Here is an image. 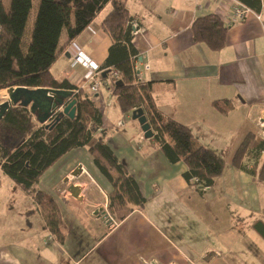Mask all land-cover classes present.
<instances>
[{
	"label": "crops",
	"instance_id": "crops-1",
	"mask_svg": "<svg viewBox=\"0 0 264 264\" xmlns=\"http://www.w3.org/2000/svg\"><path fill=\"white\" fill-rule=\"evenodd\" d=\"M123 1L139 25L133 40L139 52L137 70L144 82H153L158 108L221 154L226 167L211 187L200 191L186 179V164L169 162L155 133L145 136L133 111L120 110L109 92H92L94 70L76 57L99 68L104 63L112 43L101 25L111 9L107 4L51 71L93 98L103 113L96 134L137 179L146 203L110 225L105 218L112 185L85 147L72 149L38 181L60 206L66 240L59 243L34 198L11 178V191L0 179V264H264V238L253 226L264 222V180L259 168L251 173L233 164L247 133L264 137V0L259 13L250 11L238 22H231L238 0ZM209 13L221 16L228 26L227 43L219 51L193 39L192 22ZM64 33L60 46L67 38ZM226 99L235 107L222 114L213 101ZM34 120L39 123L36 115ZM79 167L85 169L80 178L87 172L97 184L88 196L81 194L83 203L73 198L72 183L65 177ZM63 183L69 184V193Z\"/></svg>",
	"mask_w": 264,
	"mask_h": 264
},
{
	"label": "trees",
	"instance_id": "trees-1",
	"mask_svg": "<svg viewBox=\"0 0 264 264\" xmlns=\"http://www.w3.org/2000/svg\"><path fill=\"white\" fill-rule=\"evenodd\" d=\"M238 1L257 13L262 9V0ZM107 4L111 9L101 25L112 43L100 66L101 77L115 81L113 93L121 110L144 111L164 156L171 163L183 161L188 168L186 179L200 191L211 187L226 167L221 154L198 142L188 126L158 108L153 82L137 79L139 52L133 40L139 25L123 0H10L9 4L0 0V90L15 86L68 89L74 91L77 100L74 118L59 115L39 124L28 107L15 105L0 119V167L34 198L59 243L66 238L60 206L52 194L38 186V181L72 149L87 148L96 167L112 185L108 209L115 218L121 221L146 203L137 179L106 140L96 134L103 125V113L93 98L67 79L58 80L51 71L65 48ZM64 31L67 38L60 46ZM191 31L194 41L214 51L227 43L228 26L216 13L197 16ZM112 71L119 73L117 79ZM213 105L222 114L235 107L228 99L214 100ZM10 132L16 137L14 146L6 145L1 137ZM263 149L264 137L249 132L237 148L233 164L251 173L259 168L258 176L264 180ZM253 226L264 238V222L258 220Z\"/></svg>",
	"mask_w": 264,
	"mask_h": 264
},
{
	"label": "water",
	"instance_id": "water-1",
	"mask_svg": "<svg viewBox=\"0 0 264 264\" xmlns=\"http://www.w3.org/2000/svg\"><path fill=\"white\" fill-rule=\"evenodd\" d=\"M7 94L8 98L0 102V119L15 105L28 107L41 124L46 123L54 116L58 118L59 115H67L74 118L76 115L77 100L74 98L73 90L15 86L7 88ZM133 118L138 119L147 138L154 135V131L142 109L134 110ZM82 171V167H79L73 172V175L78 176ZM69 188L75 199L82 200L81 189L78 186L72 184Z\"/></svg>",
	"mask_w": 264,
	"mask_h": 264
},
{
	"label": "rangeland",
	"instance_id": "rangeland-1",
	"mask_svg": "<svg viewBox=\"0 0 264 264\" xmlns=\"http://www.w3.org/2000/svg\"><path fill=\"white\" fill-rule=\"evenodd\" d=\"M5 2H6V4H9V2H10V0H5ZM36 2V0H34V3ZM138 27V26H137ZM65 32V31H64ZM64 34H66V33H64ZM94 81V80H93ZM91 86V85H90ZM91 88V87H90ZM2 90V89H1ZM6 92H7V88H6V90H5ZM5 91H3V93H5ZM104 92H109V93H111L110 94V98L113 100V102H114V100H115V95H114V93H113V91H111L110 89H108V88H105V87H102V88H100V91L99 92H97V93H104ZM94 93V92H93ZM0 99H4V98H2V95H0ZM118 107H119V105H118ZM120 108V107H119ZM120 110H121V108H120ZM131 118V117H130ZM261 120H262V117H261ZM124 121V120H123ZM119 122H121V121H119ZM119 122H117V123H119ZM261 122V121H260ZM261 125V124H260ZM263 127V126H262ZM145 134V133H144ZM2 138H4V143L6 144V145H10V146H14V145H16L15 143H14V141H13V139H16V137H15V135L14 134H12L11 132L10 133H8V134H6V135H4V136H1ZM87 149V148H86ZM88 151V150H87ZM82 169L83 170H85L83 167H82ZM71 171V170H70ZM68 172V174H66V176L65 177H68L69 178V183H70V181H71V183H76V186H78L80 189H81V192H83L82 193V196H88V192L90 191V189H91V187H96V185L97 184H95V182H96V180H95V178H94V176H92L91 174H89V173H84V175L80 178L79 177V175L78 176H73L72 174H71V172ZM0 179L1 180H3V182H4V184L5 185H7L8 187H9V190L11 191V190H13V187H10L9 185H8V182H9V180H11L10 179V177H8L7 175H5L3 172H0ZM194 181L195 182H198V181H196L195 179H194ZM95 184V185H94ZM61 186H64V188L66 189V191H67V187L69 186V184H66V183H63ZM68 192V191H67ZM69 193V192H68ZM67 193V194H68ZM57 195H59V193L57 192ZM70 196H72L71 195V193H70ZM108 196H109V194H108ZM54 197V196H53ZM73 198H75L74 196H73ZM77 200V199H76ZM108 200H109V197H108ZM83 200H79L78 202H81V203H83L82 202ZM89 211H90V214L92 215V216H97V214H95V211L96 210H89V208H88V210H87V212L89 213ZM99 213H101L100 211H99ZM106 213L108 214V215H110L111 216V219H113L112 221L111 220H108V217H106V216H108V215H106L105 217V219H107L108 221H109V224L111 225V224H116L117 222H119L120 220H118L117 218H115L111 213H110V211H109V209H108V201H107V203H106ZM104 215H105V213H104ZM102 217V216H101ZM63 219V218H62ZM63 224H64V221H63ZM64 227H65V225H64ZM65 231H66V227H65ZM65 240H66V238H65ZM65 242V241H64Z\"/></svg>",
	"mask_w": 264,
	"mask_h": 264
},
{
	"label": "built area",
	"instance_id": "built-area-1",
	"mask_svg": "<svg viewBox=\"0 0 264 264\" xmlns=\"http://www.w3.org/2000/svg\"><path fill=\"white\" fill-rule=\"evenodd\" d=\"M250 11H252L250 8H248V7L244 6L243 4L239 3V5L235 9L234 15L231 18V22H238V21L243 20L245 18L246 14L248 12H250ZM134 27L136 28L137 25L134 24ZM1 34H2V24L0 22V38H1ZM76 61L78 63H81V64L85 65V66H90V65L92 66V68L94 70V74L92 76V79L94 81H93V83L90 86L91 87L90 89L92 90V92L97 93V92L100 91V88H102V87L108 88L111 91L114 90L115 81L114 80H109V79L108 80L102 79V77H101L102 70L99 68V66L97 64H94L92 61H89L87 58L83 59L81 55H78L76 57ZM112 75H113V77L115 79H117L119 77V73L117 71H112ZM137 79L139 81H143L142 77H141V72L139 70H137ZM0 95H2L3 98L8 97L7 94H1V92H0ZM262 114L263 115H262V120H261L260 124H261V126L264 127V110H263ZM194 179L196 181H198L197 178H194ZM72 184L76 185V183H72ZM106 215H108V214H106ZM107 217H108V220H111V221L113 220V219H111L110 215H108ZM53 238L54 237L51 236V237H49V240H52ZM148 263L149 264H159L157 261H149ZM171 264H174V263H171Z\"/></svg>",
	"mask_w": 264,
	"mask_h": 264
},
{
	"label": "bare ground",
	"instance_id": "bare-ground-1",
	"mask_svg": "<svg viewBox=\"0 0 264 264\" xmlns=\"http://www.w3.org/2000/svg\"><path fill=\"white\" fill-rule=\"evenodd\" d=\"M1 94H7V93H6V91H5V93H3V91H2ZM7 96H8V94H7Z\"/></svg>",
	"mask_w": 264,
	"mask_h": 264
}]
</instances>
